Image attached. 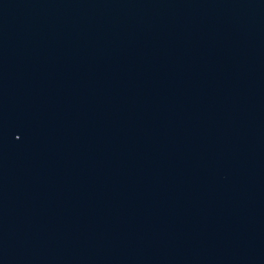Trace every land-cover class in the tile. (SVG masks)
Wrapping results in <instances>:
<instances>
[{
	"label": "water",
	"instance_id": "95a60500",
	"mask_svg": "<svg viewBox=\"0 0 264 264\" xmlns=\"http://www.w3.org/2000/svg\"><path fill=\"white\" fill-rule=\"evenodd\" d=\"M0 264H264V0H0Z\"/></svg>",
	"mask_w": 264,
	"mask_h": 264
}]
</instances>
